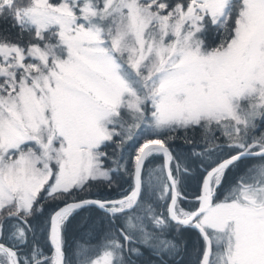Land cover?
<instances>
[{"label":"snow or ice","instance_id":"1","mask_svg":"<svg viewBox=\"0 0 264 264\" xmlns=\"http://www.w3.org/2000/svg\"><path fill=\"white\" fill-rule=\"evenodd\" d=\"M0 264H264V0H0Z\"/></svg>","mask_w":264,"mask_h":264}]
</instances>
